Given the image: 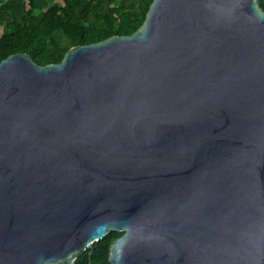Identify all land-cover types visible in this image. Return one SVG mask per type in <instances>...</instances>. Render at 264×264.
<instances>
[{
  "label": "water",
  "instance_id": "1",
  "mask_svg": "<svg viewBox=\"0 0 264 264\" xmlns=\"http://www.w3.org/2000/svg\"><path fill=\"white\" fill-rule=\"evenodd\" d=\"M264 264V5L154 0L129 36L0 63V264Z\"/></svg>",
  "mask_w": 264,
  "mask_h": 264
},
{
  "label": "trees",
  "instance_id": "2",
  "mask_svg": "<svg viewBox=\"0 0 264 264\" xmlns=\"http://www.w3.org/2000/svg\"><path fill=\"white\" fill-rule=\"evenodd\" d=\"M154 0H0V63L25 53L40 66L59 64L70 49L129 36L144 24ZM264 5V0H261ZM111 233L76 264H110Z\"/></svg>",
  "mask_w": 264,
  "mask_h": 264
},
{
  "label": "rangeland",
  "instance_id": "3",
  "mask_svg": "<svg viewBox=\"0 0 264 264\" xmlns=\"http://www.w3.org/2000/svg\"><path fill=\"white\" fill-rule=\"evenodd\" d=\"M0 34H1V32H0Z\"/></svg>",
  "mask_w": 264,
  "mask_h": 264
}]
</instances>
